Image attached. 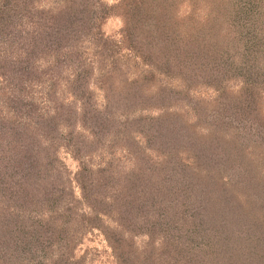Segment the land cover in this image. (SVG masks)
Here are the masks:
<instances>
[{
	"label": "trees",
	"instance_id": "1",
	"mask_svg": "<svg viewBox=\"0 0 264 264\" xmlns=\"http://www.w3.org/2000/svg\"><path fill=\"white\" fill-rule=\"evenodd\" d=\"M202 1L0 0V264H82L89 229L114 264H264V0Z\"/></svg>",
	"mask_w": 264,
	"mask_h": 264
},
{
	"label": "rangeland",
	"instance_id": "2",
	"mask_svg": "<svg viewBox=\"0 0 264 264\" xmlns=\"http://www.w3.org/2000/svg\"><path fill=\"white\" fill-rule=\"evenodd\" d=\"M57 1L58 0H39L38 4L41 7H50L51 5H53ZM99 1L101 3L109 5V4H114L117 0H99ZM200 5H202V6H200ZM207 5L208 4H203L202 0H198V2L192 6V7H195V9L193 11L194 15L202 18V16L205 13V9L208 11ZM190 8H191V6L187 2H184L183 4L180 5V10L182 12L189 11ZM120 27H121L120 17L110 14L101 23L100 29L105 35L114 36L117 38L118 37V31H119ZM121 50H122L121 53H125L124 48H122ZM122 59L125 60L124 63L126 64L127 71H128L129 75H135L143 69V64L140 63V61H138L137 59H134L132 57H126L125 55H122ZM160 79L161 80L159 82H161V83L176 84V82L173 81L172 79H167L164 77H161ZM262 80H264V77H262ZM234 83H236V82H233L232 84H234ZM258 89L261 90V92L259 91L258 94H261V98H262V99H260L261 100L260 101L261 121H264V90L260 87ZM190 93L194 97H199L200 99L205 100L201 106L210 109L209 107L212 106L211 99L215 95V92L212 91V89H210L208 87L207 88L206 87L194 88V89H191ZM36 94L33 93V95H31L32 99L34 100L35 105H38L39 104L38 102H40V104H42L43 101H42L41 96L38 97V93H36ZM94 99H95L97 105H100L103 101L101 93L99 91H96L95 89H94ZM42 106H43V104H42ZM179 110H181L183 112V114L189 119L192 116L191 114H193V110H188L187 107H181ZM202 114H203V112H202ZM246 122L247 121H245V124H242V125H244L242 137H243V140H245V142L246 143L248 142V144H249L250 139L253 138L254 135H252V132L249 131V126L247 125V123L253 122V121H249L247 123ZM229 124L232 125L233 122H230ZM252 128L254 130H256V127H252ZM257 137H258V141H259L257 143H258V147L260 149L262 147V144L260 143L259 136H257ZM59 156L61 157V160L65 164L66 168L72 173L74 168H75V163L72 161L71 157L69 156L68 151L65 149H61L59 152ZM123 162L126 164L128 163L127 161H123ZM71 173H70V175H71ZM244 191H245V188H244ZM249 192H251V191H249ZM235 195H234L233 203L245 206L246 205L245 203L247 202V200H246L247 196L246 197L244 196V192L241 189L240 190L237 189L235 191ZM236 200H237V203H236ZM247 209H250V208L247 207ZM261 215H262L261 212H257V216L261 217ZM255 218L259 219L258 217H255ZM163 226L166 227L167 224L165 223V224H163ZM168 226H170V225H168ZM167 231H168V229H167ZM180 231H182V230H180ZM172 232H176L177 234L179 233L178 231H174V230ZM142 240H143L142 237H140V236L137 237L135 239L134 245H136V246L141 245ZM256 246H257V244L253 243V247H256ZM44 248L45 247L39 248V254L41 252L45 251ZM73 253H74V257H78V258L82 257V259H83L82 264H114V258H113V254L111 252V249L109 248V246H108L106 240L104 239L103 235L101 234V232H99L97 229H93V230L89 229V230H86L84 233H82V236L80 237L79 242L76 244V247L74 248Z\"/></svg>",
	"mask_w": 264,
	"mask_h": 264
}]
</instances>
